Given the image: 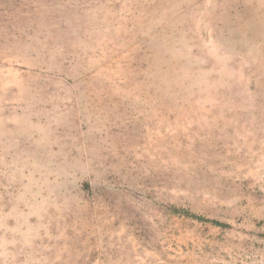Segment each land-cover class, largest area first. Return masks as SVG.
<instances>
[{
  "label": "rangeland",
  "instance_id": "374dc122",
  "mask_svg": "<svg viewBox=\"0 0 264 264\" xmlns=\"http://www.w3.org/2000/svg\"><path fill=\"white\" fill-rule=\"evenodd\" d=\"M0 264H264V0H0Z\"/></svg>",
  "mask_w": 264,
  "mask_h": 264
},
{
  "label": "trees",
  "instance_id": "16d2710c",
  "mask_svg": "<svg viewBox=\"0 0 264 264\" xmlns=\"http://www.w3.org/2000/svg\"><path fill=\"white\" fill-rule=\"evenodd\" d=\"M188 217H194L195 218V216H189V214H186ZM196 219H198V220H201V218H196ZM214 225H219L217 222H212Z\"/></svg>",
  "mask_w": 264,
  "mask_h": 264
}]
</instances>
